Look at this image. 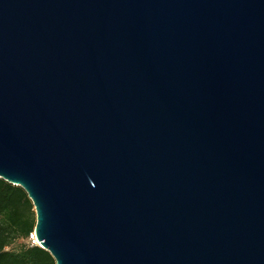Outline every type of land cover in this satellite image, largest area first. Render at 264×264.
Returning a JSON list of instances; mask_svg holds the SVG:
<instances>
[{
	"label": "water",
	"instance_id": "obj_1",
	"mask_svg": "<svg viewBox=\"0 0 264 264\" xmlns=\"http://www.w3.org/2000/svg\"><path fill=\"white\" fill-rule=\"evenodd\" d=\"M0 178L54 264H264V0H0Z\"/></svg>",
	"mask_w": 264,
	"mask_h": 264
},
{
	"label": "trees",
	"instance_id": "obj_2",
	"mask_svg": "<svg viewBox=\"0 0 264 264\" xmlns=\"http://www.w3.org/2000/svg\"><path fill=\"white\" fill-rule=\"evenodd\" d=\"M34 214L24 190L0 178V264H54L48 251L28 245ZM20 241L19 247H9Z\"/></svg>",
	"mask_w": 264,
	"mask_h": 264
},
{
	"label": "built area",
	"instance_id": "obj_3",
	"mask_svg": "<svg viewBox=\"0 0 264 264\" xmlns=\"http://www.w3.org/2000/svg\"><path fill=\"white\" fill-rule=\"evenodd\" d=\"M26 240L28 242V245H38L37 240L34 238V232H33V230L28 233Z\"/></svg>",
	"mask_w": 264,
	"mask_h": 264
},
{
	"label": "rangeland",
	"instance_id": "obj_4",
	"mask_svg": "<svg viewBox=\"0 0 264 264\" xmlns=\"http://www.w3.org/2000/svg\"><path fill=\"white\" fill-rule=\"evenodd\" d=\"M33 214H34V212H33ZM19 244H20V241H15L9 247L16 249L19 247Z\"/></svg>",
	"mask_w": 264,
	"mask_h": 264
}]
</instances>
